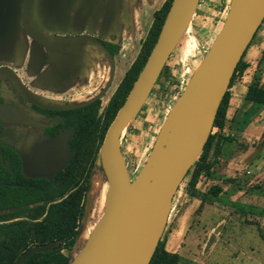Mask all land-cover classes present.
<instances>
[{"label":"water","instance_id":"95a60500","mask_svg":"<svg viewBox=\"0 0 264 264\" xmlns=\"http://www.w3.org/2000/svg\"><path fill=\"white\" fill-rule=\"evenodd\" d=\"M18 2L0 0V48L11 45L15 31L9 26ZM198 4L171 0L153 47L105 131L95 159L108 184L103 212L69 264H149L162 238L173 196L207 141L231 76L264 20V0H229L219 31L168 112L145 162L131 177L121 150L122 133L186 34ZM102 51L113 62L103 45ZM87 194L83 226L91 207ZM56 245H32L13 264Z\"/></svg>","mask_w":264,"mask_h":264},{"label":"flooded vegetation","instance_id":"af4514ba","mask_svg":"<svg viewBox=\"0 0 264 264\" xmlns=\"http://www.w3.org/2000/svg\"><path fill=\"white\" fill-rule=\"evenodd\" d=\"M142 1L151 5L139 0L137 7ZM122 15L130 16L125 0H19L11 45L0 48V193L6 198L21 192L11 188L58 189V176L77 173L74 161H82L84 176L97 167L102 111L112 96L113 62L102 45L114 59L125 31Z\"/></svg>","mask_w":264,"mask_h":264},{"label":"rangeland","instance_id":"374dc122","mask_svg":"<svg viewBox=\"0 0 264 264\" xmlns=\"http://www.w3.org/2000/svg\"><path fill=\"white\" fill-rule=\"evenodd\" d=\"M164 1H157V9ZM228 5L229 0H199L186 34L171 53L163 73L156 80L146 101L125 127L120 139L121 150L131 177L137 174L145 162L168 112L219 31ZM155 7L154 4V9ZM150 20L149 13L146 27ZM130 53L132 56L137 55L136 51H129V58ZM239 76L240 72L237 71L235 79ZM112 88L108 91V96ZM105 100L102 99V105L108 101ZM104 112L105 109L102 111V128ZM216 132L212 128L210 134ZM263 153L264 151L261 154ZM211 154L212 148L208 156ZM259 162L260 171L263 173L264 157ZM258 170L259 168L256 171ZM201 175L207 180L205 188L213 185L203 170L197 175L194 173L192 177L190 169L183 181L188 179V185L196 190L195 186ZM257 175L245 173L238 181L223 180L220 182L223 187L233 184L234 188H225L217 196L205 194L207 213L205 217L197 220L194 237L190 234L182 241L176 252L179 255L177 264H264V176L259 179ZM90 180L91 188L87 195L90 196L91 207L78 237L81 246L103 212L108 186L99 166L93 169ZM192 181H195L193 185Z\"/></svg>","mask_w":264,"mask_h":264},{"label":"trees","instance_id":"16d2710c","mask_svg":"<svg viewBox=\"0 0 264 264\" xmlns=\"http://www.w3.org/2000/svg\"><path fill=\"white\" fill-rule=\"evenodd\" d=\"M170 3L171 0H165L161 7L153 13V22L145 39L141 42L137 57L124 74L105 107L100 139L103 138L106 128L123 103L153 47ZM244 66L245 64L241 58L231 76L229 87L214 118L213 127H218L219 130L215 134H209L201 152L190 168L192 177H194V173L197 175L202 170L207 177H211L212 167L217 163L220 143L226 140L231 141L230 137L221 133V129L230 96L229 88L235 80L237 71L241 72ZM164 69L165 65L160 75ZM245 99L264 105V88L257 82L251 83L248 86ZM211 148L212 154L208 156ZM81 163L82 161L79 163L74 161L70 167L75 169L76 174L58 176V189L53 188L52 185L41 186L40 189L11 188V191L21 192H11L9 198L5 197L6 194L0 193V264H13L29 246L34 244L43 245L52 241L57 242L55 247L46 252L34 253L25 259L22 264H69L71 262L74 255L82 247L78 237L83 228L82 218L85 198L90 188V177L93 174L91 167L88 174L84 176L82 171H79L78 165H81ZM194 182L192 181L191 184L193 185ZM221 191V187L211 185L208 194L217 196ZM34 202H37V204L30 206ZM178 261L179 255L168 251L165 248L163 239H160L149 264H177Z\"/></svg>","mask_w":264,"mask_h":264},{"label":"crops","instance_id":"0c3cea01","mask_svg":"<svg viewBox=\"0 0 264 264\" xmlns=\"http://www.w3.org/2000/svg\"><path fill=\"white\" fill-rule=\"evenodd\" d=\"M125 1L126 10L130 12V16L122 15L121 18V21L125 22V31L121 48L113 59L109 78V90L113 87L110 96L137 57L141 42L145 39L153 22V13L158 7L156 4L158 0H151V5L142 1L139 7H137L139 0ZM149 13L151 20L146 27V17ZM129 51H136L137 55L132 56L130 53L129 58L127 55ZM242 60L245 66L229 88L230 96L221 129V133L230 137L231 141L226 140L220 143L217 163L212 167V176L209 177L211 184L222 187L218 195L222 194L225 188L229 190L234 188L233 184L223 187L220 183L223 180L238 181L245 176V173L258 174L259 179L264 176L259 164L264 157V153L261 154L264 151V105L245 99L251 83L257 82L264 88V20L244 52ZM102 70L104 72L102 83H104L108 75V67L103 66ZM258 168L259 170L256 171ZM188 182L189 180L185 179L173 196L170 214L162 235L165 248L174 253L178 252L182 241L186 240L190 234L194 237L197 231V220L205 217L207 213L208 203L204 196L205 194L208 196L209 187L205 188L206 184H196L195 190L188 185Z\"/></svg>","mask_w":264,"mask_h":264},{"label":"built area","instance_id":"2783aa9c","mask_svg":"<svg viewBox=\"0 0 264 264\" xmlns=\"http://www.w3.org/2000/svg\"><path fill=\"white\" fill-rule=\"evenodd\" d=\"M215 130H219L218 127H213ZM197 184H206V177L201 175L200 179L197 181Z\"/></svg>","mask_w":264,"mask_h":264},{"label":"bare ground","instance_id":"6f19581e","mask_svg":"<svg viewBox=\"0 0 264 264\" xmlns=\"http://www.w3.org/2000/svg\"><path fill=\"white\" fill-rule=\"evenodd\" d=\"M105 191V190H104Z\"/></svg>","mask_w":264,"mask_h":264}]
</instances>
